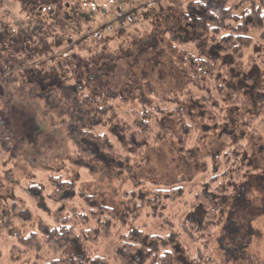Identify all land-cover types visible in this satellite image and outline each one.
<instances>
[{
	"label": "rangeland",
	"instance_id": "rangeland-1",
	"mask_svg": "<svg viewBox=\"0 0 264 264\" xmlns=\"http://www.w3.org/2000/svg\"><path fill=\"white\" fill-rule=\"evenodd\" d=\"M197 1L0 0V264L54 260L55 255L46 247L27 256L10 251L12 247L23 249L19 235L25 239L31 234L40 237L42 228L52 227L57 218L86 212L92 205L125 212L128 206L122 193L139 190L133 186L131 176L150 189L170 190L181 181L184 194L162 218H151L143 211L122 234L133 226L143 235L173 236L182 230L183 215H191L194 196L211 194L206 190L214 175L211 159L206 160L204 173L192 177L200 168V157L221 153L222 134L228 143L240 138L242 144L252 147L250 162L257 171L224 194L222 219L211 241L214 259L217 264H247V259L264 257V119L245 130L239 126L242 112L228 111L223 126L204 131L199 139L192 136L186 146L190 158L175 140L145 146L144 152L136 156L131 154L134 149L122 148L114 132L103 128L95 131L109 136L124 157L122 161L96 150L97 159L88 161L73 146L86 147L92 141L76 124L78 119L85 123L82 115L71 117L74 99L79 104L87 96L90 99L114 88L125 89L128 104L115 101L113 106L118 118L128 122L129 111L146 103L169 110L177 107L159 102L184 89L183 79L165 48L178 42L180 48L191 51L179 22L189 5ZM240 1L233 0L229 5ZM247 6L241 5L235 14L239 16ZM233 27L227 22L221 34L231 32ZM249 36L253 42L261 41L257 32ZM256 71L251 70L250 78L258 90L263 78ZM131 77L135 82L129 83ZM91 81L92 91L87 85ZM79 86H84L83 96H64L65 91ZM241 87L249 88L246 83ZM135 89L139 91L136 95ZM252 91L249 89L247 96L253 95ZM95 109L97 106H79L80 113L86 111V120ZM162 125L166 130L175 129L168 116ZM6 140L15 143L17 151L1 147ZM53 178L72 183L70 200L55 204L49 199ZM14 202L21 209L17 217L9 210ZM120 235L113 230L96 247V255L108 264H119L115 250Z\"/></svg>",
	"mask_w": 264,
	"mask_h": 264
},
{
	"label": "trees",
	"instance_id": "trees-1",
	"mask_svg": "<svg viewBox=\"0 0 264 264\" xmlns=\"http://www.w3.org/2000/svg\"><path fill=\"white\" fill-rule=\"evenodd\" d=\"M231 1L233 0H198L191 3L179 22L188 36L186 44L191 51L180 48L178 42L165 48L183 79L184 89L159 102L177 105L176 108L169 110L146 103L138 110L129 111L131 120L128 122L118 118L113 106L115 101L128 104L125 89L121 91L114 88L90 99L87 96L86 101L79 104L74 99L71 117L82 115L85 123L78 119L76 124L85 129L83 134L87 139H92L86 147L74 144L77 152L83 154L88 161L97 159L94 150L117 162L122 161L124 157L117 151L109 136L95 131L96 128H103L114 132L115 137L121 141L122 148L134 149L131 154L136 156L144 152L145 146L175 140L179 149L190 158L186 146L192 136L196 135L199 139L204 131H213L223 126L229 116L228 111L242 112L239 126L245 130L252 129L257 122L263 120L264 0H241L240 3L229 5ZM241 5L248 6L238 16L235 13ZM227 22H231L234 27L231 32L222 35L221 29ZM252 32L259 33L261 41L253 42L249 36ZM251 70L260 71L259 76L263 78L262 87L258 90L253 88ZM133 82L135 80L131 77L129 83ZM243 83L249 88L241 87ZM87 85H90V89L92 81ZM249 89H253V95L247 96ZM83 90L84 86H79L65 91L64 96H83ZM138 92L135 89L134 94ZM191 102L192 108L189 107ZM80 104L97 106V109L86 120L87 113H80ZM166 116L175 123L173 131L163 128L162 120ZM221 137L224 142L221 153L200 157L202 163L192 177L195 179L204 173L207 169L206 160L211 159L214 175L206 186L211 194L198 193L194 196L191 215L189 212L183 215L180 219L182 230L173 236L161 238L143 235L133 226L129 232L122 234L129 224L139 220L143 211H147L151 218H162L167 208L184 194L181 181L170 190L150 189L144 182L131 176L133 186L139 190L122 193L128 206L125 212L92 205L86 212L63 215L55 220L52 227L42 228L40 237L31 234L25 239L19 235V242L22 243L20 247L23 249L12 247L10 252L27 256L46 247L55 255V259L34 264H108L104 258L96 255V247L116 230L121 234L115 250L119 264H217L211 241L222 219L224 194L232 192L246 175L257 171L251 166L253 149L249 144H242L243 140L240 138L231 144L225 134ZM15 146V143L8 140L1 145L4 149L17 151ZM51 184L53 190L49 199L53 203L62 204L71 199L74 191L71 182L53 178ZM83 198L88 200V197ZM9 210L13 217H17L21 209L14 202ZM163 221L166 222V219ZM246 262L264 264V257L247 259Z\"/></svg>",
	"mask_w": 264,
	"mask_h": 264
},
{
	"label": "crops",
	"instance_id": "crops-1",
	"mask_svg": "<svg viewBox=\"0 0 264 264\" xmlns=\"http://www.w3.org/2000/svg\"><path fill=\"white\" fill-rule=\"evenodd\" d=\"M181 76V75H180Z\"/></svg>",
	"mask_w": 264,
	"mask_h": 264
}]
</instances>
